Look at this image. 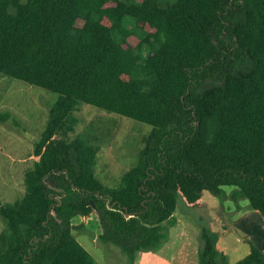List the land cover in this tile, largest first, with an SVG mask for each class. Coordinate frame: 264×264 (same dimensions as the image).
<instances>
[{
	"label": "trees",
	"instance_id": "1",
	"mask_svg": "<svg viewBox=\"0 0 264 264\" xmlns=\"http://www.w3.org/2000/svg\"><path fill=\"white\" fill-rule=\"evenodd\" d=\"M0 74L59 94L24 195L0 198V264H100L73 233L92 213L134 264L168 239L180 198L200 207L226 184L264 217V0H0ZM82 102L152 125L116 187L70 137ZM200 236L199 264H228L219 236Z\"/></svg>",
	"mask_w": 264,
	"mask_h": 264
},
{
	"label": "rangeland",
	"instance_id": "2",
	"mask_svg": "<svg viewBox=\"0 0 264 264\" xmlns=\"http://www.w3.org/2000/svg\"><path fill=\"white\" fill-rule=\"evenodd\" d=\"M158 1L165 6L176 0ZM127 24L133 28L134 19L127 18ZM138 32L145 34L141 29ZM248 65L244 63L245 67ZM218 81L208 79L204 86ZM58 95L23 79L0 74V198L4 202H13L24 195L25 174L34 164L36 141L47 126L50 108ZM76 114L79 122L70 137L81 138L95 148V174L104 184L118 186L123 173L137 162L152 125L85 102L79 105ZM237 189L233 184L222 185L218 191L206 189L200 207H189L180 198L175 214L186 222L190 244L186 235L182 238L184 243L176 241L172 245L168 237L158 249L138 251L134 264H186V261L199 264L202 225L219 236L218 247L226 251L228 264L247 256L253 244L262 250L264 217L248 197L235 196ZM81 224L74 227L73 233L100 264H130L119 245L99 237L101 225L96 214H91L87 223ZM175 225L170 227L169 236ZM4 227L0 216V232ZM188 245L190 257L186 260L181 250L185 251ZM175 252L177 257L173 258Z\"/></svg>",
	"mask_w": 264,
	"mask_h": 264
},
{
	"label": "crops",
	"instance_id": "3",
	"mask_svg": "<svg viewBox=\"0 0 264 264\" xmlns=\"http://www.w3.org/2000/svg\"><path fill=\"white\" fill-rule=\"evenodd\" d=\"M93 214V213H92ZM95 214V213H94ZM91 215V214H90ZM89 215V216H90ZM98 217V216H97ZM89 218V217H88ZM80 219V220H79ZM81 221H82V218H81V216L80 215H77L75 218H74V223H75V225H78L79 223H81ZM185 227H187L186 226V222L184 221V220H181L180 218H177V222H176V225L173 227V230L174 231H172L173 233V235L171 234L170 236H169V244H174L176 241H178L179 243H184V241H183V235H186L187 234V232H188V230H186V228ZM177 229H179V230H177ZM180 233V235H176L178 232ZM187 236V235H186ZM185 236V238H186V240H187V242H188V244H190V240H188V236L186 237ZM188 247H189V245H188ZM188 247H186L185 248V251H183V250H181V256H185L184 258L186 259V260H188V257H190V247L188 248ZM261 247H262V251L264 252V237H263V239H262V243H261ZM172 257L173 258H176L177 257V253L175 252L173 255H172ZM185 264V263H184ZM186 264H187V261H186Z\"/></svg>",
	"mask_w": 264,
	"mask_h": 264
}]
</instances>
